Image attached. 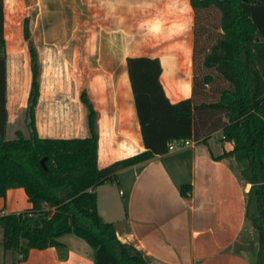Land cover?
Instances as JSON below:
<instances>
[{
	"label": "crops",
	"instance_id": "0c3cea01",
	"mask_svg": "<svg viewBox=\"0 0 264 264\" xmlns=\"http://www.w3.org/2000/svg\"><path fill=\"white\" fill-rule=\"evenodd\" d=\"M5 5L3 0V10ZM9 5L11 20L22 25L27 20L31 34L37 31L38 22L49 29L48 20L56 19L65 34L178 36L169 43L171 56L146 57L160 60V81L171 103L192 96V66L187 64L183 71L175 61L181 44L186 42L189 47L192 40L194 12L189 0H11ZM62 19H68L67 23ZM5 25L4 12V29ZM62 47L75 50L78 45ZM140 56H117L109 65L100 64L101 71L96 62L89 63L81 71L80 90L69 91L63 85V91L59 87L46 91L40 73L34 107L38 136H89L87 109L80 99L85 90L98 112V166L144 151L125 61ZM16 82L11 89L6 60L7 127L16 118L9 105L11 93L19 108L29 92V66ZM233 146L217 131L206 141L192 140L182 148L121 169L114 181L95 189L99 214L116 226L123 243L133 244L152 264H256L258 248L253 241L258 233L246 217L251 184L241 179L234 157L225 155ZM183 185H188L186 195L181 193ZM29 208L31 203L21 187L8 189L0 197V215ZM60 242L66 250H31L18 264H94V251L83 240L68 234Z\"/></svg>",
	"mask_w": 264,
	"mask_h": 264
},
{
	"label": "trees",
	"instance_id": "16d2710c",
	"mask_svg": "<svg viewBox=\"0 0 264 264\" xmlns=\"http://www.w3.org/2000/svg\"><path fill=\"white\" fill-rule=\"evenodd\" d=\"M189 2L194 12L193 59L199 64L193 73L192 96L171 103L160 81V60L126 58L145 150L101 168L97 164L98 112L85 90L80 99L87 109L89 136H38L34 107L40 63L27 20L23 35L31 70L29 136L17 130L15 138L6 139L4 10L0 0V197L8 189L21 187L31 203V208L20 213L0 215V245L16 254L14 264L25 261L31 250H66L60 238L68 234L93 249L94 264H152L134 245L119 239L112 222L103 220L95 189L114 181L121 169L166 153L173 141H206L217 131L222 139L233 142V149L225 155L234 157L241 179L251 184L246 217L258 233L256 264H264V0ZM180 54L188 57L186 42ZM187 189L183 185L181 193L186 195Z\"/></svg>",
	"mask_w": 264,
	"mask_h": 264
},
{
	"label": "rangeland",
	"instance_id": "374dc122",
	"mask_svg": "<svg viewBox=\"0 0 264 264\" xmlns=\"http://www.w3.org/2000/svg\"><path fill=\"white\" fill-rule=\"evenodd\" d=\"M6 25L4 29L5 38V57L8 60L9 70V84L11 89L15 85L17 76L21 77V73L29 66L28 45L23 35V25L17 20L16 23L12 21V11L10 10L9 2L11 0H4ZM42 21V20H41ZM45 21V20H44ZM50 21V28H42L41 23L37 25V31L34 34L30 33V40L36 49L38 60L40 63V81L42 88L46 91L54 90L59 87L63 91L62 86L67 85L69 91L80 90L81 88V71L89 63L95 62L99 65H109L110 60L117 56H160L167 58L171 56L172 51L169 50V43L174 42L175 35H95V34H69L63 33V28L57 25L58 20L52 19ZM64 23L67 20H61ZM72 20H69V22ZM59 22V23H58ZM67 25V24H66ZM40 27V28H39ZM61 27H66L62 25ZM29 29V25H28ZM49 33H42L48 31ZM180 39V38H179ZM185 43V42H183ZM69 44H76L77 49L65 50L62 46ZM123 46V47H116ZM183 44H181L182 48ZM194 37L192 32V40L189 48V55L187 59L180 54L176 56V60L183 71L190 63L192 66V73L197 68L193 59ZM200 48V47H199ZM60 49V50H59ZM64 49V50H63ZM119 49V50H117ZM175 53V52H174ZM177 53V52H176ZM85 56V57H84ZM174 56V55H173ZM175 57V56H174ZM199 62L200 56L197 57ZM94 60V61H93ZM27 61V63H26ZM198 62V63H199ZM31 71V70H30ZM30 90V89H29ZM54 100V98H53ZM52 100V101H53ZM56 100V98H55ZM21 107H18L17 101H14L11 93L9 98V105L12 113L16 114V118L12 119L7 127L6 139L15 138L17 130L21 131L24 136H29V129L27 127V107L29 104V92L25 98H22ZM13 115V114H12ZM117 187V193L119 192ZM1 243V234H0ZM133 245V244H131ZM253 246L258 248V238L253 241ZM16 254L6 252L0 245V264H14L16 261Z\"/></svg>",
	"mask_w": 264,
	"mask_h": 264
},
{
	"label": "built area",
	"instance_id": "2783aa9c",
	"mask_svg": "<svg viewBox=\"0 0 264 264\" xmlns=\"http://www.w3.org/2000/svg\"><path fill=\"white\" fill-rule=\"evenodd\" d=\"M192 142V139L173 141L168 145V150H174L182 148L186 145H189Z\"/></svg>",
	"mask_w": 264,
	"mask_h": 264
},
{
	"label": "water",
	"instance_id": "95a60500",
	"mask_svg": "<svg viewBox=\"0 0 264 264\" xmlns=\"http://www.w3.org/2000/svg\"><path fill=\"white\" fill-rule=\"evenodd\" d=\"M40 162H41V165L43 166V168H46L45 158H42Z\"/></svg>",
	"mask_w": 264,
	"mask_h": 264
}]
</instances>
